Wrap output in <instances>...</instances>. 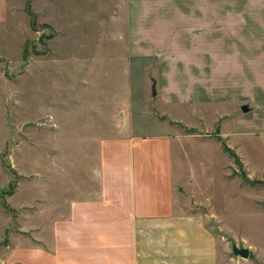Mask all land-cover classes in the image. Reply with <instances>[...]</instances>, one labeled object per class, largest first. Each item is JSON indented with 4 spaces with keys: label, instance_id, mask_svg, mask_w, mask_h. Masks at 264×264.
Segmentation results:
<instances>
[{
    "label": "rangeland",
    "instance_id": "374dc122",
    "mask_svg": "<svg viewBox=\"0 0 264 264\" xmlns=\"http://www.w3.org/2000/svg\"><path fill=\"white\" fill-rule=\"evenodd\" d=\"M260 1L0 0V264L105 195L174 200L213 264H264Z\"/></svg>",
    "mask_w": 264,
    "mask_h": 264
},
{
    "label": "crops",
    "instance_id": "0c3cea01",
    "mask_svg": "<svg viewBox=\"0 0 264 264\" xmlns=\"http://www.w3.org/2000/svg\"><path fill=\"white\" fill-rule=\"evenodd\" d=\"M7 5L5 2L3 7ZM260 18L257 23L264 29V17ZM236 25L235 22L231 30ZM244 42L249 53L256 45L264 46L261 41L259 44ZM235 54L240 53L234 49L232 53L225 52L223 58L226 61ZM158 180L161 181L159 177ZM105 197L90 196L85 201L69 204L73 210L65 223H73V232L64 227L59 232L63 240L45 243L42 251L27 252L26 259L22 256L23 261H15L21 264H213L209 236L203 233L201 220L192 212L179 211L174 209L176 206L171 208L174 200L134 198L131 202ZM204 237L206 246L202 247ZM197 254L207 259L198 261Z\"/></svg>",
    "mask_w": 264,
    "mask_h": 264
},
{
    "label": "water",
    "instance_id": "95a60500",
    "mask_svg": "<svg viewBox=\"0 0 264 264\" xmlns=\"http://www.w3.org/2000/svg\"><path fill=\"white\" fill-rule=\"evenodd\" d=\"M155 93V89H154V83L152 84V94ZM242 110L246 111L247 110V106L243 105L242 106ZM232 253L234 255L240 256L242 258H247L249 256V248L247 247H238L237 245L233 244L232 245Z\"/></svg>",
    "mask_w": 264,
    "mask_h": 264
},
{
    "label": "trees",
    "instance_id": "16d2710c",
    "mask_svg": "<svg viewBox=\"0 0 264 264\" xmlns=\"http://www.w3.org/2000/svg\"><path fill=\"white\" fill-rule=\"evenodd\" d=\"M12 185H13L12 183L9 184V190H8L9 193H10V192L12 191V189H13V188H12ZM6 189H7V188H6ZM6 189H4V191H6Z\"/></svg>",
    "mask_w": 264,
    "mask_h": 264
}]
</instances>
